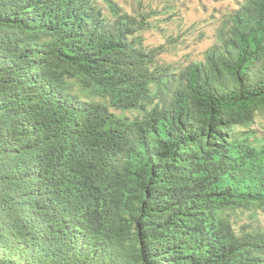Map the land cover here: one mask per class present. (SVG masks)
Masks as SVG:
<instances>
[{
    "label": "trees",
    "instance_id": "16d2710c",
    "mask_svg": "<svg viewBox=\"0 0 264 264\" xmlns=\"http://www.w3.org/2000/svg\"><path fill=\"white\" fill-rule=\"evenodd\" d=\"M141 15L0 0V264H264V0L182 68Z\"/></svg>",
    "mask_w": 264,
    "mask_h": 264
},
{
    "label": "rangeland",
    "instance_id": "374dc122",
    "mask_svg": "<svg viewBox=\"0 0 264 264\" xmlns=\"http://www.w3.org/2000/svg\"><path fill=\"white\" fill-rule=\"evenodd\" d=\"M112 1L130 14H143L147 23L140 32L144 48L148 51L159 48L160 63L182 68L203 58L215 41L223 16L243 0ZM251 129L264 138V114L256 117ZM233 223L237 229L264 228V213L258 212L253 217L249 212L241 213L233 217Z\"/></svg>",
    "mask_w": 264,
    "mask_h": 264
}]
</instances>
